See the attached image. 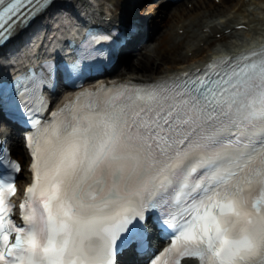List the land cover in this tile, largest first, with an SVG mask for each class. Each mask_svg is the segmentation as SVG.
<instances>
[{
  "label": "snow or ice",
  "instance_id": "obj_1",
  "mask_svg": "<svg viewBox=\"0 0 264 264\" xmlns=\"http://www.w3.org/2000/svg\"><path fill=\"white\" fill-rule=\"evenodd\" d=\"M47 6L0 0V43ZM21 103L34 179L18 225L13 176L0 174V264H117L150 226L170 230L172 264H264V48L84 90L43 124L42 95ZM0 165L20 171L7 149Z\"/></svg>",
  "mask_w": 264,
  "mask_h": 264
},
{
  "label": "bare ground",
  "instance_id": "obj_2",
  "mask_svg": "<svg viewBox=\"0 0 264 264\" xmlns=\"http://www.w3.org/2000/svg\"><path fill=\"white\" fill-rule=\"evenodd\" d=\"M88 1L66 0V3L75 2L77 14H84L87 18L104 15L118 21L119 16L133 14L129 10L133 0H95L96 8ZM188 2L192 4L190 8ZM188 2L170 6L165 17H162V5H157L160 1L142 4L145 10L140 14L144 13L147 21H154L161 33L144 43L135 57L122 59L115 76L122 80L144 81L169 75L204 63L217 52L244 47L257 41L264 32V0H219L218 5L211 0ZM240 25L246 29H238ZM179 30H183L181 34ZM213 42H217L218 47L209 49ZM15 151L23 160L24 152L19 144ZM21 174L22 177L26 175Z\"/></svg>",
  "mask_w": 264,
  "mask_h": 264
},
{
  "label": "rangeland",
  "instance_id": "obj_3",
  "mask_svg": "<svg viewBox=\"0 0 264 264\" xmlns=\"http://www.w3.org/2000/svg\"><path fill=\"white\" fill-rule=\"evenodd\" d=\"M211 2H213V0H211ZM215 2V1H214ZM216 3V2H215ZM216 5H218L217 3H216ZM189 7V6H188ZM247 42V41H246ZM217 44V42H213V43H211L210 45H209V49L210 48H217L218 46L216 45ZM133 64H137V63H133Z\"/></svg>",
  "mask_w": 264,
  "mask_h": 264
}]
</instances>
